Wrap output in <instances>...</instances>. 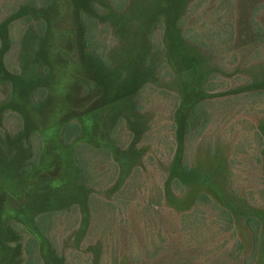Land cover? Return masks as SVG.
<instances>
[{
	"label": "rangeland",
	"instance_id": "1",
	"mask_svg": "<svg viewBox=\"0 0 264 264\" xmlns=\"http://www.w3.org/2000/svg\"><path fill=\"white\" fill-rule=\"evenodd\" d=\"M30 235L38 264H264V0H0V264Z\"/></svg>",
	"mask_w": 264,
	"mask_h": 264
},
{
	"label": "trees",
	"instance_id": "2",
	"mask_svg": "<svg viewBox=\"0 0 264 264\" xmlns=\"http://www.w3.org/2000/svg\"><path fill=\"white\" fill-rule=\"evenodd\" d=\"M206 104H208V102H206V101H202V102L198 103L197 105H195L192 112L194 114H196L198 111H202L203 107L206 106ZM187 131H188V129H187ZM79 133H80V126H79L78 122H76V121L68 122L62 127L61 142L63 144H69L72 141V139H75L79 135ZM80 148H84L85 151H89V152H92L93 150L90 146H88L86 144H75L72 147V155L75 159V164L78 168V179H79V182L82 184V182L84 181V179L86 177L85 176L86 168L84 167V161L82 160L81 153L79 152ZM199 198L200 199H206V196L204 194H200ZM224 214L226 215L227 219L229 221H231L229 215L225 212H224ZM47 215H49V214H45V213L40 214L36 218V222H35V225H36L38 232L43 236H46V231H45L44 227L41 226L40 222H42ZM246 224L252 233L253 243H254V245H256L257 233H258L257 220L254 219L253 217H247L246 218ZM23 249H24V253H25V264H38L39 263L40 257L37 253V241L35 238H33L30 235L26 239Z\"/></svg>",
	"mask_w": 264,
	"mask_h": 264
}]
</instances>
